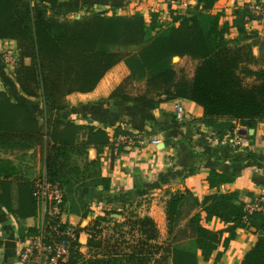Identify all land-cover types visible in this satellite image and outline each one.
<instances>
[{
    "label": "trees",
    "instance_id": "trees-1",
    "mask_svg": "<svg viewBox=\"0 0 264 264\" xmlns=\"http://www.w3.org/2000/svg\"><path fill=\"white\" fill-rule=\"evenodd\" d=\"M216 1L198 0L197 8L189 15L172 11L174 24L167 26L156 13L151 14L150 20L140 12L117 11L61 19L50 14L48 5L41 0H0V40L16 42L19 62L12 79L25 95L13 97L7 89H0V148L29 151L40 147L45 175L64 187L67 176L79 174L73 155L87 153L91 145L101 149L111 143V137L105 129L89 125L86 139L79 143L76 140L82 125L49 117L41 125L25 98H39L45 111L64 110L70 94L95 90L110 69L133 57L127 49L130 46L140 47L137 63L149 73L145 91L133 94L119 85L111 98L137 102L150 109L165 100H193L204 108V123L220 136L232 131L236 122L254 127L264 120V66L254 55L253 46L242 40L251 36L246 24L261 15L246 5L236 10V18L230 23L222 19L223 14L208 12ZM233 28L239 33L235 40L229 38ZM251 33L264 54V40L258 33ZM175 56L197 61L193 76L170 64ZM117 133L128 132L118 129ZM9 165V161L0 159L5 195H10L9 178L19 176ZM234 179L216 168L209 175L212 187ZM98 184L109 190L111 178L103 177ZM19 195L15 212L20 216L36 214L34 182L22 179ZM1 201L6 200L1 197ZM29 205L33 206L31 213L26 210ZM117 213L124 215L123 211ZM108 214L112 213L99 215L93 224L81 228L90 232L88 253L75 249L66 264L218 262L238 231L250 227H255L260 235L239 264H264V214L248 213L245 202L235 193H214L200 200L189 189L171 192L166 201V241L160 240L159 225L149 215H135L130 221L138 234L132 244L123 243L121 236H104L99 225L108 220ZM214 219L226 226L210 227L208 223ZM184 241H191L193 246H181Z\"/></svg>",
    "mask_w": 264,
    "mask_h": 264
},
{
    "label": "crops",
    "instance_id": "crops-1",
    "mask_svg": "<svg viewBox=\"0 0 264 264\" xmlns=\"http://www.w3.org/2000/svg\"><path fill=\"white\" fill-rule=\"evenodd\" d=\"M44 1L52 15L61 19H76L98 12L124 14L140 12L151 18L152 13L158 14V19L173 25L172 11L189 15L198 5V0H41ZM254 0H217L214 7L208 11L211 14L221 13L223 18L233 23L235 12L246 3ZM264 4V0H258ZM166 27V26H165ZM246 30L250 37L242 43L253 46L254 55L264 66V54L251 33H258L264 40V15L249 21ZM239 38L236 28L229 36ZM9 43L16 46L11 39H1L0 45ZM176 57V56H175ZM179 58V56H177ZM125 61V60H124ZM121 61L110 69L105 77L91 92H74L68 96V107L64 110L45 111L39 98H29L28 103L44 125L46 118L72 121L82 125L77 142L86 139L87 126L103 128L108 131L111 143L98 149L89 146L87 153H75L72 161L80 167L88 163L80 185L77 199L72 204L65 196V213L63 220L78 226L81 217L87 224L94 223L96 217L107 214L108 211H123L138 200L154 196L153 206L144 215L152 216L164 234L167 230L166 201L171 192L191 190L200 200L214 193H235L239 200L248 202L264 195V120L254 127L237 123V129L247 132L245 144L237 149L223 144L210 136L213 128L203 121L204 108L190 99L165 100L156 108H146L140 103L117 101L110 97V92L129 73L127 64ZM257 68L256 65H254ZM0 89H7L13 97L23 96V92L9 76L0 59ZM25 96V95H24ZM21 99V98H20ZM182 102L185 107V117L179 120L176 115V103ZM118 129L127 132H142L148 137H159L162 142L154 145L145 143L142 146H123L114 154V141ZM34 150H4L0 148V159L9 161L11 168L20 176L9 178L11 182L10 195L4 193L3 176L0 174V264H20L18 253L23 245L24 236L38 224V210L32 214L33 206L29 205L28 216H20L15 211L19 208L20 181L34 182L42 170V162L31 166L30 156ZM39 155L42 159V150ZM239 158V160H237ZM40 159V157H39ZM93 161L100 164L101 178H111V188L106 190L102 184L94 181ZM9 165V166H10ZM212 168L233 175L235 179L222 182L212 187L209 175ZM83 172V171H82ZM22 177V179H21ZM74 178V177H73ZM83 184V185H82ZM27 196V195H25ZM4 201V203L1 201ZM29 197V195L27 196ZM76 199V197H74ZM68 201V202H67ZM160 203V205H158ZM10 205V207L8 206ZM69 212H68V210ZM114 212L111 215L122 214ZM214 229L223 228L226 224L220 219L208 223ZM260 232L255 227L240 229L232 240L229 249L220 261H210L207 264H239L244 255L257 242ZM89 234L86 230L81 233L83 253H88Z\"/></svg>",
    "mask_w": 264,
    "mask_h": 264
},
{
    "label": "built area",
    "instance_id": "built-area-1",
    "mask_svg": "<svg viewBox=\"0 0 264 264\" xmlns=\"http://www.w3.org/2000/svg\"><path fill=\"white\" fill-rule=\"evenodd\" d=\"M248 5L256 15H264V4L258 0L250 1ZM0 59L10 77L19 62L17 46L9 43L0 45ZM176 115L179 120L185 117L183 103H176ZM222 139L223 144L232 148H241L248 137L247 132L234 128L228 131ZM210 136L218 141V133L213 130ZM114 154L123 146H142L145 143L157 145L162 142L159 137H148L138 131L119 133L114 138ZM35 196L38 204V224L36 233H27L23 245L18 253L20 264H66L72 256L73 250L81 251V226L63 220L65 213V189L59 181L50 180L45 171L34 180ZM248 213L260 212L264 214V195H260L245 203ZM90 236V232L86 230ZM82 252V251H81ZM83 253V252H82ZM86 254V253H84Z\"/></svg>",
    "mask_w": 264,
    "mask_h": 264
},
{
    "label": "rangeland",
    "instance_id": "rangeland-1",
    "mask_svg": "<svg viewBox=\"0 0 264 264\" xmlns=\"http://www.w3.org/2000/svg\"><path fill=\"white\" fill-rule=\"evenodd\" d=\"M149 20H150V18H149ZM160 21H161V19H160ZM139 48H140L139 46H130V48H127L129 51V54L130 55L132 54V56H133L129 60L125 59V61H124L128 66L129 73L127 75H124L122 80L115 86L114 90L119 85H122L125 88L124 90L129 91L133 94H140V93L145 91V88H146L145 81H146V78L148 77L149 73L143 71L137 63V61H138L137 53H138ZM196 63H197V61L192 60L189 57H184V58L173 57L170 64L172 66L174 65L177 69L184 68L185 73L191 77L194 74ZM114 90H112L110 92V96ZM39 151H40V147H38L36 150H34L33 153H31L29 160L31 163H33V164H31L32 167L37 165L39 162H42L41 167L44 166L43 155H42V159H41V156L39 155ZM39 157H40V159H39ZM88 163L89 162H87V164L79 167L74 161L75 167L76 168L78 167V169H79V174L76 176L73 173L71 176H67V177H69L68 181L67 180L63 181L64 182V189L67 192V200L71 204H72V200H73V204H74V200H77V202L79 201L77 199V191H78V188L80 187V185L77 184V182L80 183L81 180L85 179L83 174H84L85 168L87 167ZM99 167H101L100 164H97V162L93 163L94 181L95 182L99 181L102 177L100 172H99ZM43 172H44V168H42V170L40 171L39 177L43 174ZM71 179H74L77 182H75V181L71 182ZM74 197H76V199H74ZM154 198H155L154 196L150 195L146 198L138 200L133 205L129 206L128 209L123 210L124 215H122V216H120L118 214H116V215H109L108 214L109 215L107 217L108 220L107 221H105V220L100 221V225H99L100 228L102 229L104 236H107V237H109V236L120 237L121 236V241L123 243H124V241L129 242L131 244L134 243L135 239H137L136 237L138 234L136 232H134V230L132 229V224L130 221L132 220L133 216H135V215L143 216L146 212H148L150 210L151 206H153ZM158 205H160V203H158ZM68 212H69V210H68ZM108 213H114V212L112 210H110V211H108ZM96 220H98V217H96L95 221ZM82 223L84 225L87 224V221L84 219V217H81L80 222L78 223V227H80V225ZM161 233H162V231H161ZM167 237H168V233L166 230V232L164 234L162 233V237L160 240L166 241ZM180 245L185 247V248H191L193 246L191 241H184V242L180 243Z\"/></svg>",
    "mask_w": 264,
    "mask_h": 264
},
{
    "label": "water",
    "instance_id": "water-1",
    "mask_svg": "<svg viewBox=\"0 0 264 264\" xmlns=\"http://www.w3.org/2000/svg\"><path fill=\"white\" fill-rule=\"evenodd\" d=\"M177 57V56H176Z\"/></svg>",
    "mask_w": 264,
    "mask_h": 264
}]
</instances>
